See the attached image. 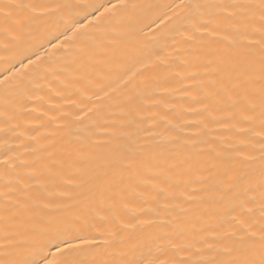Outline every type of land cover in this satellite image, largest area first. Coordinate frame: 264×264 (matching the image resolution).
<instances>
[{
  "label": "snow or ice",
  "instance_id": "6c2138e0",
  "mask_svg": "<svg viewBox=\"0 0 264 264\" xmlns=\"http://www.w3.org/2000/svg\"><path fill=\"white\" fill-rule=\"evenodd\" d=\"M23 8L32 6L0 0V16L7 25L0 32L7 41L3 51L13 52L0 64V116L6 123L20 114L33 79L47 73L53 63L43 42H26V33L13 35V16ZM116 9L162 10L153 23L171 25L189 44L198 36L215 43L206 53L188 49L190 59L185 63L195 61L207 77L201 80L208 89L204 111L211 117L210 105H215L212 111L221 113L212 122L244 137L239 144L250 151L212 149L202 159L195 143L181 145L175 137L169 143L176 147L166 156L139 146L110 155L109 142L93 143L86 131L89 126H103L97 122L102 117H97L85 125L79 139H69V144L80 145L75 151H55L53 141L44 149L47 155L30 165H17L18 158L5 154L0 159L4 167L0 264H264V0H169L166 4L108 0L107 5L63 0L41 7L40 15L49 21L42 40L56 50L68 43L87 44L91 30ZM166 47L162 44L159 51L164 53ZM170 55L153 59L151 52L134 46L125 63L109 67L123 76V88L129 90L124 102L133 103L142 86L147 90L150 83L167 79L160 69L167 66ZM148 72L156 75L141 82L139 78ZM200 75L198 71L189 78ZM79 111L83 116L76 123L84 125L98 110L81 107ZM18 167L30 170L15 171ZM153 170L156 175L151 179H160L167 187L141 179ZM58 182L73 191L49 192ZM192 184L198 187L191 188ZM133 203L156 207L133 209ZM190 215L197 223L207 217L237 227L220 233L218 244L208 245L210 255L196 249L192 253L196 259L181 258L178 253L188 252L192 245L169 239L165 250L157 241L163 239L162 229L172 225L183 237ZM118 221L121 227L110 232L109 226ZM168 251L176 255L161 259Z\"/></svg>",
  "mask_w": 264,
  "mask_h": 264
},
{
  "label": "bare ground",
  "instance_id": "6f19581e",
  "mask_svg": "<svg viewBox=\"0 0 264 264\" xmlns=\"http://www.w3.org/2000/svg\"><path fill=\"white\" fill-rule=\"evenodd\" d=\"M14 2L31 5L32 8L16 10L13 16V20L16 21V31L13 35L26 33V42L33 40L38 43L43 42L45 49L51 53L53 63L47 73L42 71L33 79L29 86L31 91L28 100L20 107V114L7 123L0 116V159L5 158L7 154L18 158L17 165H30L38 157L47 155L44 149L53 141L56 145L55 151H75L80 145L69 144V139L72 141L79 139L82 131L85 130V125L97 121V117H102L97 122L103 126L96 128L89 126L86 131L91 134L93 143L108 141L107 151L110 155L119 154L124 147L139 146L166 156L176 147L175 144L169 143L175 137H179L181 145L195 143L196 150L204 154L202 159H207L212 149L217 153L226 149L250 151L239 144L244 137L237 136L234 130H226L223 124L212 122V119L219 118L221 113L212 111L215 105H210L211 117L204 111L208 89L201 84V80H206L207 77L203 76V69L198 68L195 61L185 63L190 59L188 49L193 53H206L209 47L216 46L207 37L198 36L189 44L173 31L171 25L164 27L160 25L159 20L153 23L152 21L162 10L141 9L133 13L116 9L112 17L106 15L98 22L99 27L91 30L92 34L87 44L68 43L64 45L63 50H56L42 40V35L49 27V21L47 17L40 15V11L42 6L61 3L63 0H14ZM80 2L107 5L108 0H80ZM111 2L117 3V0ZM128 2L166 4L169 0H128ZM119 21L123 22L118 23ZM158 25L159 31H157ZM6 26L3 16H0V32ZM164 35L169 38L162 39ZM6 42L0 35V64L13 55V52L3 51V44ZM165 43L168 47L164 49V53L171 55L167 66L160 69V75H167V79L150 83L147 90L142 86L133 103L124 102L129 90L123 88V76L109 71V67L113 64L125 63L127 54L134 46H142L145 52H151L155 59L156 56L164 55L159 48ZM127 66L130 67L131 64L128 63ZM198 71L201 73L200 76L196 79L189 78ZM154 75L156 73L148 72L139 79L143 82L146 77ZM86 98H89L90 102ZM81 107L85 111L98 110L85 121L84 125L76 123L83 116L79 111ZM48 151L53 149L48 148ZM29 170L23 167L15 169L22 173ZM3 173L4 167L0 165V184L4 182ZM155 175L156 170H153L150 175H145L141 179L145 182L150 181L154 186L167 187L160 179H151ZM190 187L196 188L198 185L192 184ZM48 190L56 194L73 191L59 186V182L55 189L49 187ZM164 203V200L160 201L161 207ZM140 207L155 208L156 206L132 204L133 209ZM161 216L163 217L162 212ZM189 219L191 222L183 226L186 229L183 237L177 236L174 231L176 226L172 225L162 229L163 239L157 243L163 245L165 250L169 239L174 243L192 245L188 252H179L178 256L196 259L197 257L192 255L196 249H205L202 254L210 255L206 251L208 245L218 244L220 233L230 232L237 227L231 223L209 220L207 217L200 223H197L191 215ZM160 222L168 223L165 219H161ZM120 227L118 221L109 226V231L115 232ZM174 255L176 254L168 251L166 256H161V259L171 258Z\"/></svg>",
  "mask_w": 264,
  "mask_h": 264
}]
</instances>
